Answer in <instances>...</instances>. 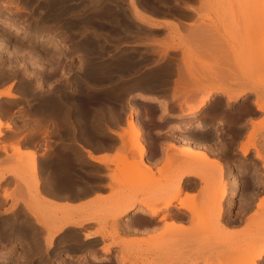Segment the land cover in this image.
I'll use <instances>...</instances> for the list:
<instances>
[{"label":"flooded vegetation","instance_id":"flooded-vegetation-1","mask_svg":"<svg viewBox=\"0 0 264 264\" xmlns=\"http://www.w3.org/2000/svg\"><path fill=\"white\" fill-rule=\"evenodd\" d=\"M68 1L70 4L75 3L74 0ZM137 2L148 11L159 14L169 13L171 9L170 4L156 0H137ZM175 3L176 1H173L172 4ZM176 10L183 15L193 13L192 8L185 4H180ZM104 11V15L99 21L105 28L103 31L105 35L112 34L111 38L115 40L121 39L124 35L138 39L133 33L123 31L127 28L123 19L138 22L128 9L129 19L122 5ZM66 17V15H62L56 21L58 23L75 22L74 17ZM87 18L86 16L84 19ZM182 21L188 23L187 20ZM144 25L155 29L162 28V26L157 25ZM130 29L136 31L133 27ZM140 40L142 42L136 41L129 44L141 46L150 43L145 39ZM130 50H135L132 52L137 53L135 59L139 58L140 53L156 54L152 49L139 52L137 48ZM112 66H120V64L118 62ZM52 83L56 84L52 97L54 107L48 102L43 104H48L45 107L48 108L49 106V109L51 106L54 108L49 123L46 121L48 119L44 121L41 113L42 102L38 94H34V89H25L24 87L20 90L21 92H14L12 95L14 100L7 102L8 106H11V119L16 126L10 127L8 132L22 134L23 142L34 146V150L31 151L35 156L39 183L37 189L40 195L57 201H92L87 204L85 215L81 217L83 218L80 221L81 224H70L60 229L63 233L57 236L56 243L53 245L55 256L51 258L50 264H170L171 255L176 257L173 264L179 260H181V264H189L186 261L189 256L200 257L199 261L190 264H201V257L205 255L209 261H212L211 263L215 262V257H217L216 260L226 262L227 254L223 251L221 252L224 254L221 252V255L219 254V248L224 249L225 243L218 242L216 235H209L208 230L198 226L200 224L213 229L224 227L226 231L244 232L247 222L252 219L254 212L264 213V204L258 206L264 199V168L262 161L261 163L258 162L257 165L254 163V149L253 151L248 149L243 155L239 150L240 146L227 144L229 140L237 143L238 139L236 140L229 133L230 125L227 128L225 123L218 119L219 110L212 114L213 132L200 134L202 130L197 131L193 125L199 120L192 122L195 117L185 121L189 116L185 113L180 116L175 112L163 111L160 113L162 111L159 105L160 101L164 103L171 100V97L165 94H170L172 86L166 84L165 81L157 79L103 80L101 95L98 98L100 100L99 110L101 111L98 113L91 111L88 92L86 95L88 103L84 105L83 110L77 113L70 111L64 116L58 111V105L59 102L63 101L62 96L64 97L69 93V89L65 88L64 90L62 84H69V81L60 82L56 80ZM35 84L36 82H32L33 86ZM138 88L144 92H139ZM143 93L147 94V97L143 98L144 100L138 99V95ZM251 106L252 109L249 110L251 113L258 109L252 100L246 105L236 108L232 117L235 118L241 109H247ZM130 107L134 109L130 111ZM216 107L218 108L219 105ZM124 108L127 111H124ZM224 109L226 108L224 107ZM130 119L137 125L139 132L137 138L140 142L138 143L144 146L141 154H139L138 148L131 145L133 142L130 141L129 133L131 131L127 123ZM190 125L191 129H189ZM248 130L249 128L243 130V136ZM221 132L226 134L224 137L227 138V140H222L223 144L218 143V134ZM204 139H209V142L203 149L199 142ZM175 140L185 143L181 151L186 147L199 148L198 150L206 151L213 160L208 162L197 161L192 158L188 160L187 154L182 151L186 160L183 161L182 166L175 167L170 160L169 150L170 144ZM95 152L111 155V158L109 160L91 158ZM118 154L123 155L119 157ZM126 157L131 159L118 162V159ZM130 161L135 162L136 169L149 173L142 179L146 185L140 186L141 183L136 180L135 176L133 179V176L130 175L128 176L131 178L117 175V166ZM188 165L195 166V171L198 170V166L202 168L203 165H206L211 169L212 175L208 177L209 171L204 168L200 176L198 171L196 175L189 173L183 176L180 182V197L185 192L194 194L198 198L195 205H200L203 197L212 192L206 181H220L218 186L222 181L226 193L222 199L223 202L221 200L219 217L216 218L212 213L217 210L215 206L211 213H205L199 217L200 219L205 218L204 220L194 221L189 216L188 211L180 207L179 198L174 199L175 201L173 200L166 206H157L154 212L143 210L140 202H134L119 215L116 214L121 208L118 209L116 206L109 205L101 208L99 221L92 217L93 205L98 201L108 203L112 200H122L127 203L134 199H152L161 204L170 195L157 191V189L162 186L166 189L170 188L177 178L178 172L186 169ZM219 167L222 169L221 180H219ZM132 180H135L133 185L139 186H132ZM218 186L214 188V191L220 192V190H216ZM19 201L21 202V200ZM20 202L15 208L20 206ZM24 207L26 208V205ZM142 210L145 212L141 213ZM78 211L82 210L79 209ZM1 215H3L1 220L6 218L5 213ZM78 219L80 220V218ZM70 220L73 223H79ZM5 222L0 223V227L2 226L0 232L6 230V227L3 226ZM58 222L57 226L59 227L62 222L60 219ZM166 223H173L174 228L171 229ZM7 229L10 233L13 228L7 225ZM197 230L198 233L193 234ZM17 231H19L18 228L13 229V232ZM98 231L100 233L95 234ZM8 238H10V234H8ZM171 238L176 240L172 242ZM187 239L196 243V247L188 246L186 244ZM226 240L224 242H228ZM5 242L7 241H0V244L4 246ZM257 259H259L260 264H264V254Z\"/></svg>","mask_w":264,"mask_h":264},{"label":"rangeland","instance_id":"rangeland-1","mask_svg":"<svg viewBox=\"0 0 264 264\" xmlns=\"http://www.w3.org/2000/svg\"><path fill=\"white\" fill-rule=\"evenodd\" d=\"M55 1L53 3V0H0V84L7 83L8 89L12 95L14 92H21L20 90L24 89V87L25 89H34V94H38L42 102L41 113L43 114L42 116L44 117V121L48 119L46 120L48 121L47 123H49L51 114L54 110H46V107H44L45 105L43 104L46 102H54L52 97L56 84H53L52 82L56 80L60 82L65 80L69 81V84H62L64 85V90L65 88L69 89V93L64 97L62 96L63 101L59 102L58 105V111L63 113L64 116L70 111H74L75 113L82 111L84 105L88 103L86 100V95L88 92L90 95L89 104L91 111L97 113L101 111L99 110L100 100L98 98L101 95L100 91L102 89L101 86L103 80L130 81L157 79L165 81L166 84L172 86L170 94H165L166 96H170L171 100L170 102L166 101L164 103H161L163 101H160V108L163 111L165 110L170 113H174L180 108H188L190 104L195 99H197V97L203 94L202 88L200 87V81L205 78L206 74L203 72L204 60L205 62L211 60L210 62L213 64L212 67H216V71L218 69L221 71L223 70L222 72H217H220L221 76L219 77L224 80H218L212 84L210 82L207 84L208 87H218L220 85L226 86V84L228 85L229 82H242L248 78L253 79V85H260L264 87V69L261 67V62L256 60L259 58V54L264 52V49L260 47L262 36L264 37V0H198L199 4H202L204 7L202 9L199 8L197 12H194L190 15L180 14L178 10H176V7L180 4L194 7L195 0H156L158 2L171 5L169 13L160 14L148 11L146 8H143L142 5L137 2V0H74L76 1L74 4L68 3V0H60L58 3ZM173 1H176V3L172 4ZM60 2L63 3L61 4ZM213 3L215 4L213 5ZM15 5H17V9H15ZM120 5H122L123 9L126 10L125 13L128 16V19L130 14L129 12L127 13V9L132 13V16L138 20L137 22L135 20L131 21V19L130 21L123 19L124 25L127 27L123 31L133 33V35H136L138 39L133 38V36L124 35L121 39L115 40L111 38L112 34H104L103 31L105 28L100 23L99 19L104 15V10L108 11L113 9L114 6ZM134 9H136V11H134ZM49 14L50 16H48ZM213 14L226 21H230L229 25L224 26L223 34H219L217 31V28L213 22ZM62 15H66L67 17H75L76 20L74 23L68 24L58 23L56 20ZM85 16L88 18L84 19ZM159 16L162 19H158ZM173 20L175 22L177 21L178 25L180 24V27L176 30L172 29L169 25L170 21ZM182 20H187L188 23H185ZM159 22L163 23L162 28L155 29L144 25H159ZM132 27L135 28L136 31H132L130 29ZM197 27L199 31L201 29L200 34L204 33V36L207 39L210 37L208 39V45L211 43L212 45H216L215 48L219 45V48L231 49V54L224 56L226 61L225 63L221 62L219 56L220 53L218 52L215 54H217L219 57L214 58L213 60H207V58L204 56L206 53H202V51H204L206 48L204 49L202 47L204 50L201 51L202 48L199 47L200 45H197L199 42L196 40V44L193 43L194 40H188L186 42L184 41L181 44L179 43V40L183 38L185 39V36H188V34L191 36L190 34L193 31L194 34L195 31L199 32ZM200 34L198 33L197 37H199ZM189 36L187 38H192ZM197 37L196 39H198ZM140 39L148 40L150 43L141 46L129 44L136 41L142 42ZM172 40L174 41V44H176L175 47L167 46V44ZM205 43L207 44V42ZM205 43H203V45ZM200 44L202 43L200 42ZM208 45L207 48L209 47ZM196 47H199L200 53L199 49ZM135 48H137L138 52L141 50L152 49L154 52H156V54L146 55L140 53L139 58L135 59L137 53L132 52L135 50H130ZM209 49L210 47L205 51H208ZM212 50L214 51V49ZM200 54H203L204 57ZM217 55H215V57ZM118 62L120 66H112V64ZM257 62H259L260 66ZM101 64L102 66H100ZM243 64L246 68L244 67L243 71H240L239 66H243ZM89 65L94 67L96 66V68L100 69H104V67L105 69L107 68L106 75H99L98 78L89 76ZM167 65H171V67ZM168 70L172 71L173 73ZM223 72H225L226 75ZM180 77L182 78L181 80H179ZM185 79L186 81H184ZM32 82H36V84L33 86ZM138 91L144 92L141 88H138ZM251 91L255 92L256 94V96L253 98L254 105L256 102L263 101L256 88L251 89ZM221 94L222 97H226L223 95V93ZM212 100L213 99L210 98L209 101L204 106H202L198 112H196L195 116H193L195 118L192 120V122L202 120L203 122L207 123L206 127L204 130H202V132H200V134L212 133L211 125L213 123V116L210 114H214V112H216L217 103H221V107H223L222 109H224V107L227 108L225 103L224 105L222 104L220 98L216 97L213 102ZM247 103L249 102H245L243 105H246ZM208 108H212L214 112H211V110ZM132 109L134 108L130 107V111H132ZM244 109L246 112L247 109H252V106L247 109L243 108L242 111ZM111 110L114 111V109ZM124 111H127V109L124 108ZM249 113L251 112L249 111ZM261 118L262 116L257 120H253L252 118L250 120L251 127H253L252 134H254V136L256 131L262 128L264 125V117L262 119ZM119 123H121L120 120ZM189 129H191V125ZM229 130V133L233 137V132L236 131L235 127H232L231 125ZM219 134L221 138H219L218 142H222L223 132ZM253 141L254 139L251 140V145L253 144ZM207 142H209V139H204L199 142V145L204 149V147L207 145ZM234 143H236V141H234ZM247 143H249L248 139L241 143L240 148ZM227 144H233V142L229 140ZM131 145L137 148V142L134 144L131 143ZM9 156L10 157L6 159L4 164L0 163V173L3 171L6 172L7 169L8 171L10 170L9 173H13H11L12 177H7L0 181V218H3V215L1 214L5 213V219H7L9 223L4 224L3 226L6 227L7 233L9 232L7 225H9L13 229L18 228L20 234L18 237L11 236L12 239H9L8 241L7 238L0 235L1 240L6 239L4 241H7L5 242L6 244H4V246L0 244V256L7 255L8 249L13 247V251L9 253L8 257L3 260L1 264H50L51 258L55 256V247L53 245L56 243L57 236L63 233V231H58L57 234H54V236L51 238V244L48 245L45 238L46 236L50 235L48 229L53 228V226L48 227L50 223H41L40 220L39 222L38 219L29 211H27L26 208L28 206L29 210L36 214L43 215L47 222L51 219L54 227H58V220L62 217H66L71 210H68L67 208V201H64V204L58 203L56 200L41 196L37 188L35 190L34 184L32 182V180H34V175L30 170L31 157L28 154L26 156L23 154L22 156V154L20 155V153H17L14 149V153L9 154ZM128 159L131 158H121L118 159V162L121 163L128 161ZM196 160L200 161L199 159ZM13 166H16L15 171L12 169ZM9 167L11 168L9 169ZM204 168L205 166L202 168H199L198 166V173H201ZM11 169L13 171H11ZM207 170L209 171L208 173H210L208 177H210L212 175L211 169L208 168ZM129 175L133 176L134 173L131 172ZM37 176L38 175L36 173V177ZM219 180H221V177ZM134 182L135 180H132V185ZM206 182L212 192L209 195L205 193L208 196L206 195L203 197L200 205L195 206L197 208H199L205 200L208 201L210 199H214L220 194L219 191H214V188L218 186L220 181L212 182L207 180ZM204 186L203 189L205 188ZM19 188H22V193L20 198L16 194L18 197L17 198L13 195H15L14 192L16 193L17 189ZM4 191H7V193L13 197V200L10 198L3 199L4 197L2 195ZM19 200H21L23 204L20 202V206L15 208L14 202L17 201V205ZM124 203L126 202L122 200H112L108 203L105 201H98L93 205L91 211L93 215L92 217L99 221L101 208L112 205L120 209ZM23 205H26V208ZM212 213L216 218L218 217L215 215L214 211ZM48 217H50V219H48ZM81 217L83 216L81 215L74 220H79L78 218L82 219ZM5 219H0V223L5 221L8 222ZM204 219L205 218H202L201 220ZM54 221H56V223ZM42 224L45 225L43 226ZM198 227L208 230L210 232L209 235H218L221 230V228L213 229L200 224ZM223 231L224 232L219 234V241L225 243V248L240 246L239 248L242 249L243 247L244 250V247H247L248 245L251 246L250 244L253 245L257 242H263L264 216H261L259 212H257L255 216L253 215L252 219L247 222L245 231L242 233L238 231ZM99 233L100 231L95 232V234ZM224 233L226 235H223ZM252 236L254 238H252ZM227 238L228 240H226ZM225 240L229 242H224ZM7 246L10 247L7 248ZM232 257L235 258L234 255L229 254L225 261L228 262V260ZM233 258L231 261L229 260V263L233 262ZM236 258V260H238V258L240 259L238 256ZM242 259L243 258L240 260ZM257 260L259 261V259Z\"/></svg>","mask_w":264,"mask_h":264},{"label":"bare ground","instance_id":"bare-ground-1","mask_svg":"<svg viewBox=\"0 0 264 264\" xmlns=\"http://www.w3.org/2000/svg\"><path fill=\"white\" fill-rule=\"evenodd\" d=\"M50 1V0H49ZM54 1L55 0H53V3H54ZM60 0H56L55 2H59ZM65 1V0H64ZM95 1V0H94ZM10 2V1H9ZM31 2V1H30ZM69 2V1H68ZM76 2V1H75ZM90 2V1H89ZM23 3V2H22ZM50 3V2H49ZM61 3V2H60ZM63 3V2H62ZM61 3V4H62ZM82 3V2H81ZM1 4V3H0ZM4 4V3H3ZM15 4V3H14ZM21 4V3H20ZM25 4V3H24ZM30 4V3H29ZM47 4V3H46ZM52 4V3H51ZM66 4V3H65ZM74 4V3H73ZM100 4V3H99ZM5 5V4H4ZM45 5V4H44ZM16 6L17 5H15L14 7H15V9H17L16 8ZM22 6V5H21ZM53 6V5H52ZM52 6H51V8H52ZM64 6V5H63ZM62 6V7H63ZM84 6V5H83ZM28 7H29V5H28ZM44 7V6H43ZM45 7H47V6H45ZM70 7V6H69ZM75 7V6H74ZM73 7V8H74ZM7 8V7H6ZM10 8V7H9ZM50 8V9H51ZM58 8H61V7H58ZM64 8V7H63ZM66 8H67V6H66ZM69 9V8H68ZM70 9H72V8H70ZM9 10V9H8ZM38 10V9H37ZM55 10V9H54ZM65 10V9H64ZM76 10H78V9H76ZM75 10V11H76ZM135 11H136V9H134ZM196 10V9H195ZM252 10V9H251ZM40 11V10H39ZM38 11V12H39ZM53 11V10H52ZM61 11V10H60ZM67 11V10H66ZM96 11V10H95ZM14 12V11H13ZM37 12V13H38ZM69 12H70V10H69ZM79 12V11H78ZM81 12V11H80ZM64 13V12H63ZM45 14H46V12H45ZM92 15V14H91ZM264 15V14H263ZM263 15H261V16H263ZM45 16V15H44ZM48 16H50V14L48 15ZM260 16V15H259ZM86 17V16H85ZM36 18V17H35ZM41 18H43V17H41ZM49 18V17H48ZM67 18V17H66ZM75 18V17H74ZM262 18V17H261ZM45 20V19H44ZM61 20V19H60ZM76 20V19H75ZM46 21V20H45ZM9 23V22H8ZM45 23V22H44ZM11 24V23H10ZM58 24V23H57ZM65 24V23H64ZM68 24V23H67ZM170 26H171V28L172 29H174V30H176L177 28H179L180 26V24L178 25V23H177V21L175 22V21H170V24H169ZM255 25V24H254ZM11 27H14V26H11ZM16 27V26H15ZM41 27V26H40ZM199 27V26H198ZM198 27H197V30H198ZM192 28V27H191ZM201 28V27H200ZM14 29V28H13ZM20 29V28H19ZM34 30V29H33ZM181 30V29H180ZM190 31H192L191 29H189ZM195 30V29H194ZM199 31V30H198ZM200 31H201V29H200ZM200 31L199 32H197V31H195V34L192 32L190 35L191 36H189V34H188V36L189 37H192V38H187L188 36H185V39L183 38V39H181V40H179V43L181 44V43H183L184 41L186 42V41H188V40H194L193 41V43L194 44H196L195 43V40L196 41H198L197 43V45L199 46V47H203L205 50H207L209 47H210V49L208 50V51H205L203 48L201 49V51L202 50H204V51H202V53L203 54H205L206 53V55H204L206 58H207V60L208 59H214V58H217V57H219L217 54H215V53H217V52H220V51H216V50H218L217 48H219L218 46L215 48V44H211L210 43V45H208V39L210 38L209 36V38L207 39L205 36H204V33H201L202 34V36H203V38H202V36H201V34H200ZM200 34V38L199 37H197L198 35L197 34ZM253 34V33H252ZM183 36V37H184ZM196 37L198 38V39H196ZM1 38V37H0ZM3 38V37H2ZM46 39V38H45ZM203 39V40H202ZM205 40H207V41H205ZM211 40V39H210ZM221 40V39H220ZM244 40V39H243ZM253 40V39H252ZM44 41V40H43ZM189 41V42H190ZM236 41V40H235ZM200 42L202 43V44H200ZM205 42H207V44L205 43ZM247 42V41H246ZM258 42H261V41H258ZM44 43V42H43ZM46 43V42H45ZM91 43V42H90ZM203 43H205L204 45H203ZM239 43V42H238ZM256 43V42H255ZM194 44H193V46H194ZM260 44V43H259ZM86 45V44H85ZM84 45V46H85ZM93 45V44H92ZM175 45L176 44H174V41L172 40L170 43H168L167 44V46H169V47H175ZM201 45H203V46H201ZM207 45L209 46L208 48H207ZM222 45V44H221ZM220 45V46H221ZM231 45V44H230ZM229 45V46H230ZM83 46V47H84ZM87 46V45H86ZM85 46V47H86ZM196 46V45H195ZM228 46V47H229ZM84 47V48H85ZM199 47H196V48H198L199 49ZM211 47H213V48H211ZM223 47V46H222ZM224 47H225V45H224ZM257 47V46H256ZM260 47H262L263 49H264V37H263V39H262V42H261V44H260ZM75 48V47H74ZM90 48H91V46H90ZM232 48V47H231ZM31 49V48H30ZM76 49V48H75ZM92 49V48H91ZM212 49H214V51L212 50ZM227 49V48H226ZM18 50V49H17ZM212 52H211V51ZM216 51V52H215ZM207 52H211V53H207ZM45 53V52H44ZM199 53H200V49H199ZM214 53V54H213ZM18 54V53H17ZM21 54V53H20ZM35 54H37V53H35ZM197 54H198V51H197ZM203 54H200L201 56H203ZM31 55V54H30ZM90 55V54H89ZM196 55V54H195ZM199 55V56H200ZM215 55H217L216 57H215ZM260 55V56H259ZM258 56H259V58L258 59H256L257 61H260L261 62V67L264 69V52H262L261 54H259ZM91 56V55H90ZM93 56V55H92ZM203 56V57H204ZM115 57V56H114ZM196 57V56H195ZM194 57V58H195ZM203 57H201V58H203ZM41 58V57H40ZM83 58V57H82ZM102 58V57H101ZM205 58V59H206ZM46 59V58H45ZM51 60V59H50ZM53 60V59H52ZM82 60V59H81ZM219 60V59H218ZM84 61V60H83ZM86 61V60H85ZM211 61V60H210ZM209 60H208V62L206 61L205 62V60H204V62H203V67H204V71L203 72H205L206 74H205V78H203V80H201L200 82H201V88H202V92H203V94L202 95H200L199 97H197V99H195L191 104H190V106L188 107V108H180L179 109V111L180 112H183V113H185V114H187V115H189L188 117H187V119L185 120V121H188L189 119H191V117H193V115L196 113V112H198L201 108H202V106H204L208 101H209V99L212 97V95H214L213 93L215 92V91H220L221 93H223V95H225L226 97H227V100L229 101V102H233V100L237 97V95H233L232 94V91H233V88L237 85V84H239V83H247V84H249L250 82H252L253 81V79H246V80H244V81H240V82H229V84L227 85L226 84V86H218V87H216V86H210V87H208L207 86V84L208 83H210L211 82V84L212 83H215L216 81H218L219 80V72H217V71H220V72H222L221 70H219L218 69V67H217V71H216V67H212V63L210 62ZM45 62V61H44ZM214 63V62H213ZM252 63H254V62H252ZM258 63V65H259V62H257ZM84 64V63H83ZM170 64V63H169ZM228 64V63H227ZM221 65V64H220ZM83 66V65H82ZM100 66H102V64L100 65ZM167 66H169V67H171V65H167ZM193 66V65H192ZM228 66V65H227ZM260 66V65H259ZM244 67H245V65L243 64V66H239V70L240 71H243V69H244ZM254 67H255V65H254ZM261 67H260V69H261ZM168 68V67H167ZM246 68V67H245ZM256 68H257V66H256ZM107 69V68H106ZM105 69V67H104V69H100V68H96V66L94 67V66H90L89 65V67H88V74H89V76H93L94 78L95 77H97L98 78V76L99 75H106V70ZM177 69V68H176ZM222 69V68H221ZM175 70V69H174ZM258 70V69H257ZM168 71H170V70H168ZM181 71V70H180ZM191 71H192V69H191ZM225 71V70H224ZM170 72H172V71H170ZM169 72V73H170ZM194 72V71H193ZM227 72V71H226ZM173 73V72H172ZM225 75H226V73L225 72H223ZM182 74V73H181ZM230 74V73H229ZM85 75V74H84ZM177 75V74H176ZM225 75H223V76H225ZM228 75V74H227ZM233 75V74H232ZM49 76V75H48ZM101 76V77H102ZM196 76V75H195ZM234 76V75H233ZM236 76V75H235ZM123 77V76H122ZM228 77V76H227ZM231 77V76H230ZM237 77V76H236ZM82 78V77H81ZM144 78V77H143ZM40 79V78H39ZM182 78L180 77V79L179 80H181ZM238 79V78H237ZM76 80H77V78H76ZM75 80V81H76ZM84 80V79H83ZM163 80V79H162ZM220 80H224V79H221L220 78ZM236 80V79H235ZM80 81V80H79ZM184 81H186V79L184 80ZM187 82H188V80H187ZM81 83V82H80ZM189 83V82H188ZM96 84V83H95ZM94 85V84H93ZM91 86V85H90ZM197 86V85H196ZM77 89V88H76ZM88 89V88H87ZM200 91V90H199ZM244 90H242V92H240L238 95H242V94H244V92H243ZM0 93H4V94H6V95H9V96H12V93L9 91V90H5L4 92H0ZM44 95H47V94H44ZM147 94H139L138 96V99H143V98H145V97H147L146 96ZM195 96H196V94H195ZM243 96V95H242ZM238 98V97H237ZM50 100V99H49ZM144 100V99H143ZM93 101V100H92ZM157 102V101H156ZM54 103V102H53ZM50 104V103H49ZM52 104V103H51ZM50 104V105H51ZM256 104V107L259 109V110H261V111H264V105H263V103H261V101H259V102H256L255 103ZM41 105V104H40ZM45 105H48V104H45ZM53 105V107H54V104H52ZM160 105H161V103H160ZM164 106H165V104H164ZM212 106H214V105H212ZM45 107V106H44ZM52 106L50 107V109H49V106H48V108H47V110H50V111H52V110H54V108H53ZM52 109V110H51ZM166 109V108H165ZM209 110H211V112L214 110V107H213V110H212V108L210 109V108H208ZM165 111V110H164ZM161 112H163V110L162 111H160V113ZM176 112V111H175ZM179 112V113H180ZM210 112V111H209ZM214 112V111H213ZM213 114V113H212ZM212 114H210V115H212ZM207 115V114H206ZM209 115V114H208ZM1 116V115H0ZM50 116V115H49ZM180 116V115H179ZM46 117V116H45ZM185 117V116H184ZM1 118V117H0ZM49 118V117H48ZM160 119V118H159ZM1 120L2 119H0V126L2 125L1 123ZM205 121V120H204ZM128 128L130 129V133H129V135H130V139H131V141L133 142V143H136L137 142V148H138V150H139V154H141L142 153V151H143V149H144V146L143 145H141V144H139L138 143V130H137V125H135V123H134V121L133 120H129L128 122ZM206 124L207 123H205V122H203L202 120H199V121H197L195 124L193 123V125H194V127H195V129L198 131L199 129H201V130H203L205 127H206ZM209 126V125H208ZM253 130V129H252ZM252 130H250V132H249V134H248V142L249 143H247L246 145H244L241 149H240V151H241V153L244 155L245 153H246V151L251 147V140H253L254 139V134H252ZM213 132V131H212ZM1 134V133H0ZM1 136V135H0ZM14 149H15V151L17 152V153H20V155L22 154V156H23V154H24V152L22 153L21 151L22 150H20L19 148H18V146H14ZM185 149V148H184ZM187 149V148H186ZM187 151L188 152H191V151H189L188 149H187ZM206 152V151H205ZM205 152H202V151H193L192 152V154H194V156L195 157H197L198 159H201L202 161H206V162H208V161H212L211 159H209V157L207 156V153H205ZM255 155H256V157H258V158H260V154H259V152L256 150L255 152ZM27 154V153H26ZM28 155L31 157V163H30V170H31V172L33 173V175H34V180H32V182H33V184H34V188H35V190H36V188H37V185L39 184L38 183V179H37V177H36V170H37V167H36V163H35V161H34V153H33V151H31V152H29L28 153ZM93 155V154H92ZM91 155V158H95L94 157V155L92 156ZM21 156V157H22ZM22 159V158H21ZM96 159V158H95ZM18 167V166H17ZM118 170L120 171L119 173H120V175L121 176H126V177H129L128 175L131 173V172H133L134 173V175H136L135 176V178H136V180L138 181L139 180V182L141 183L140 184V186H144V185H146V184H144V183H146L145 181H143L142 182V179L145 177V176H147L149 173H147L146 171H142V170H138V169H136V167H135V162H133V161H130V162H128V163H124V164H119L118 166ZM11 167H9V169H10ZM15 168H16V166H13L12 167V169H14V171H15ZM11 169V171H13ZM17 169H19V168H17ZM219 169V177H221L222 176V174H221V168L219 167L218 168ZM10 171V170H9ZM9 171H8V169L6 170V172H1L0 173V181L2 180V179H4V177H5V174H7V173H9ZM193 171H195V167H187L186 169H184V170H181V171H179L178 172V174H177V178L175 179V181L171 184V187L170 188H168V189H166V188H164L163 186L161 187V188H158L157 189V191H160V192H165L166 194H169L170 196L168 197V198H166L161 204H159L158 202H156V201H153L152 199H134V200H132V201H129V202H127V203H125L123 206H121V209L118 211V213L116 214V215H119V214H121L123 211L125 212V210L132 204V203H134V202H140L141 203V207H142V209L144 210H146V211H149V212H154L155 211V209H156V207L157 206H161V205H163V206H166V205H168L169 203H171L174 199H180V207L181 208H184L185 210H187L188 211V213H189V216L195 221V220H201L199 217H202V215L204 214V213H208V212H212L213 210V207H215L216 206V211H215V214H217V216L219 217V215L221 214V212H220V210H221V205H222V203H221V200L223 199V197H224V195H225V187H224V185H223V183H222V181H221V183H220V185L216 188V190H220V194L216 197V198H214V199H212V200H203L204 202L202 203V205H201V207H199V208H197V207H195L196 205H195V202H196V199H198V198H196L197 196L196 195H194V194H191V193H187V192H185L184 193V195L182 196V197H180V195H179V191H181L180 190V182H181V179H182V177L183 176H185V175H188L189 173H191V172H193ZM25 172V171H24ZM127 172H130V173H127ZM12 173V172H11ZM115 173H116V171H115ZM13 174V173H12ZM132 175V174H131ZM134 175H133V179H135L134 178ZM114 176V175H113ZM17 177V176H16ZM131 177H129V178H131ZM114 178V177H113ZM222 178V177H221ZM130 182V181H129ZM132 183V182H131ZM148 183V182H147ZM33 186V185H32ZM133 186V185H132ZM135 186H139V185H137V184H135ZM182 186V185H181ZM19 187V186H18ZM134 188H136V187H134ZM16 189V188H15ZM14 189V190H15ZM13 190V191H14ZM13 191H11V192H13ZM16 191V190H15ZM10 192V193H11ZM21 189L19 188V189H17V191H16V193L14 192V194L15 195H13V196H15V197H17L16 196V194L18 195V197H19V195H21ZM12 194V193H11ZM3 196H4V199H7L8 197L11 199V200H13V197L9 194V193H7V191H4V193H3ZM17 197V198H18ZM175 201V200H174ZM16 202L17 201H15L14 202V204H15V207L17 206L16 205ZM18 202H20V201H18ZM153 202V203H152ZM222 202H223V200H222ZM264 202V200H262L261 201V203H263ZM48 204H51V203H48ZM197 204V203H196ZM162 206V207H163ZM168 207V206H167ZM141 209V208H140ZM141 211V213L142 212H145V211ZM27 211H29L32 215H34L37 219H38V221L40 220L41 221V223L43 222V223H47V224H49L48 225V227L49 226H53V228H49L48 230V232L50 233V235H48V236H46V242H47V244L48 245H50L51 244V238H52V236H54V234H56V233H58V231H60V229H62V227L64 226V225H66V224H70V223H73V222H71V220H70V218L67 216V217H60L61 219V224H60V226L59 227H54V225H53V222H51V219H50V217H48V219H50V221L48 220V222L45 220V217L43 216V215H41V214H36V213H34L33 211H31V210H29L28 209V206H27ZM157 211V210H156ZM139 212H140V210H139ZM43 213V212H42ZM156 213V212H155ZM46 216V215H45ZM64 216V215H63ZM55 218V217H54ZM199 218V219H198ZM1 221V220H0ZM39 221V222H40ZM52 221H53V219H52ZM38 222V223H39ZM55 223H56V221H54ZM5 223H7V222H5ZM4 223V224H5ZM51 223H52V225H51ZM54 223V224H55ZM8 224V223H7ZM46 224V225H47ZM37 225V224H36ZM43 225V224H42ZM41 225V226H42ZM45 225V224H44ZM43 225V226H44ZM166 225L168 226V227H170L171 229H173L174 228V225H173V223H171V224H168V223H166ZM27 226V225H26ZM2 228V226L0 227V229ZM221 228V230H220V232L218 233V235H216L217 236V238H218V242H220L219 241V234H221L222 232H224L223 230L225 229L224 227H220ZM2 230V229H1ZM5 230V229H4ZM19 230V229H18ZM258 230V229H257ZM263 230V229H262ZM227 232V231H226ZM225 232V233H226ZM196 233H198V230H197V232L196 231H194L193 232V234H196ZM223 234V235H226V234ZM8 234H10V238H8ZM20 234V231H17V232H13V229H12V232H8L7 233V230L6 231H2V232H0V235L2 236V237H6L7 238V241L9 240V239H12V237L11 236H14V237H18V235ZM228 235V234H227ZM25 236V235H24ZM29 237V236H28ZM39 237V236H38ZM56 237V236H55ZM222 237H224V236H222ZM226 237V236H225ZM42 238V237H41ZM221 238V237H220ZM252 238H254L253 236H252ZM14 239V238H13ZM27 239V238H26ZM43 239V238H42ZM1 240V239H0ZM4 240H6V239H2L1 241H3L4 242ZM176 239L175 238H171V241L173 242V241H175ZM222 240V239H221ZM227 240H228V238H227ZM231 240V239H230ZM233 240V239H232ZM229 242V241H228ZM6 244V243H5ZM186 244L188 245V246H190V247H196V243H194L191 239H187L186 240ZM219 245H220V243H219ZM229 245V244H228ZM251 246H247V247H244V250H243V247H242V249L241 248H239L238 246H234V247H231V248H225L224 247V249H221V248H219V254H220V252L221 251H223L224 253H226L227 254V256H226V254H225V256L226 257H228V255L229 254H231V255H234L235 256V258H233V262H231V263H229L230 261H231V259L232 258H230L229 260H228V262H221V261H219V260H216L217 259V257H215L216 259H215V262L214 263H211L210 261H209V259L207 258V255H205L204 257H201L202 258V262H201V264H260V262L257 260V258L258 257H261L263 254H264V240H263V242H261V243H255V244H250ZM227 246V245H226ZM8 247V246H7ZM10 247V246H9ZM229 247V246H228ZM37 248V247H36ZM5 249H7V248H5ZM46 249V248H45ZM107 249H108V247H107ZM107 249L105 248V251H107ZM41 250V249H40ZM13 251V247H11V248H9L8 249V251H7V255H4V256H0V264L3 262V260H5L7 257H8V255H9V253L10 252H12ZM194 252H197V251H194ZM14 253V252H13ZM222 253V252H221ZM224 253H222V254H224ZM2 254V253H1ZM163 255V254H162ZM221 255V254H220ZM160 256V255H159ZM219 256V255H218ZM240 257V259L241 258H243L242 260H240L239 258H238V260H236L237 258L236 257ZM156 257V256H155ZM171 257H172V259H171V263L170 264H173V262H175L176 261V257H175V255H171ZM231 257V256H230ZM83 258V257H82ZM199 258L200 257H189L186 261L190 264L191 262H196V261H199ZM94 259V258H93ZM225 260H226V258H225ZM125 262V261H124ZM186 262V263H187ZM185 263V262H184ZM200 263V262H199ZM176 264H181V260H179ZM197 264V263H196Z\"/></svg>","mask_w":264,"mask_h":264},{"label":"crops","instance_id":"crops-1","mask_svg":"<svg viewBox=\"0 0 264 264\" xmlns=\"http://www.w3.org/2000/svg\"><path fill=\"white\" fill-rule=\"evenodd\" d=\"M214 4L215 3H213V5ZM190 7L192 8L193 13H194V12H197L199 8L202 9L204 6L202 4L200 5L198 0H195L194 7H192V6H190ZM217 7H218V5H217ZM213 17H214V21L213 22H214V25L217 28V31L219 32V34H223L224 33V26L225 25H229L230 21L229 20L226 21V20L220 18L219 16L217 17V16H215V14H213ZM158 19H162V18L159 16ZM158 24L159 25H157V26H162L163 25L162 22H159ZM262 39H263V36H262ZM217 49H218V51H220L218 53H220L219 56H220L221 62L225 63L226 61H225L224 56L230 55L231 54V49H229V48H227V49L217 48ZM219 76H221V74H219ZM219 80H220V77H219ZM238 82H240V81H237V83ZM253 88H256L258 90V92L260 93L261 98L263 99V101H261V103H263V105H264V87L260 86V85L259 86L258 85H253L252 82H250L249 84H247V83H242V84L239 83L233 88L232 94L233 95H237V97H238V98L236 97L233 100V102L232 101L229 102L228 100H226L227 99L226 97H222V94H221L220 91H215L213 93L214 95H212V97H211L213 100H215L216 97L220 98V100L222 101V104L224 105V103H225L228 106L226 109L220 110L221 109V103H217V105H219V107L217 108V110H219L218 111V119H221L220 121L224 122L225 125L227 126V128H228L229 125L231 126V124L234 122L232 124V127H235L236 131L233 132V137H235L236 140L238 139V142L237 143H233V144L237 145L238 147L241 146V143L243 141L248 139V134L250 132V129L251 130L253 129V127H251V124H250L251 123L250 122L251 118L253 120H257L261 116H262V118L264 117V111L258 110L257 108H256L257 110H254L252 113H249V109H247L246 112H245V109L243 111L241 109V112L238 111V113L235 115V118L232 117V114H233L234 110L236 108H238V106L243 105L245 102H250V101L254 100L253 98L256 96V94H255V92L251 91V89H253ZM6 89L9 90L8 89V84L7 83H1L0 84V92H4ZM242 90H244L243 91L244 94H242L243 96L242 95L241 96L238 95L240 92H242ZM12 100H14V98H12V96L6 95L4 93H0V115H1L0 119H2L1 120V122H2L1 124L2 125L0 126V132H1V134H0L1 135L0 136V163L1 164H4L6 159L10 157L9 154L14 153V146L15 145H18L19 149L22 150L21 152H24L25 156L31 150H34V146L33 145H30V144H28L26 142H23V138L24 137H23L22 134H20V133L12 134V133L8 132V129L10 127L11 128L12 127H16L14 122L11 119V114H12L11 110H10L11 106H8V104H7V102H10ZM213 100H212V102H213ZM255 106H256V104H255ZM179 112L180 111H178V109H177L175 113H177V115H182L183 112H180V113ZM222 126L224 127V124ZM246 128H249V130L243 136V130H245ZM224 135H226V134H223L222 140H225V139L227 140V138H225ZM227 135H228V129H227ZM218 138H221L220 134H218ZM218 143L219 144L220 143L223 144V142H218ZM172 144H170V147H169L170 160L172 161V163H173V165L175 167L182 166L183 161L186 160V157H185L184 154H187V159L188 160H190V158L195 160V159H198V158L195 157L194 154H192L193 151L205 152L204 150H198L199 148L191 149L189 147H186L191 152H188L187 149L185 148V149L182 150L183 153H184L183 154L182 151H181V148L183 146H185L184 142H182L180 140H175ZM166 148H167V146H166ZM249 149L251 151H253V149H254V152L256 150L259 152L260 158L256 157V155L254 153L255 159H253V160H254V163L256 165L258 164V162L261 163V161H262V167L264 168V125H263L262 128H260V129H258L256 131L253 144L251 145V147ZM205 153H207V152H205ZM94 155L97 156V157H95V156L94 157L96 159H99V160H104V158L109 160L111 158V155H107V154L105 155L104 153H99V152H95ZM122 155L123 154H118L119 157H121ZM102 156H104V157L101 158ZM207 156L209 157V159L213 160V158L210 157L208 154H207ZM199 160L202 161L201 159H199ZM126 163H128V162H126ZM216 165H217V163H216ZM190 166L191 167H195V166H192V165H188L186 167H190ZM203 166H205V168L208 167L206 165H203ZM119 172L120 171L118 170L117 175H120ZM190 174L196 175L197 171H194V172H192ZM200 175H202V174L199 173V176ZM209 175H210V173L208 174V176ZM7 177H9V178L12 177L11 173L5 174L4 178H7ZM262 200H264V199H262ZM57 202L64 204V201L58 200ZM91 202L92 201H84V200L71 201V202L67 201V203H66L67 206H68L67 208H68V210H71V211H69L67 216L70 219H72V220L76 219L77 217H80L81 215L84 216L85 215V209H86V207H88L87 204H90ZM263 204H264V202L263 203L260 202L258 204V206L260 207ZM79 209H81L82 211H78ZM253 215L255 216L256 212H254ZM260 215L263 216L264 213L261 212ZM82 219L75 220V221H78L79 223H70V224H81L80 221ZM70 224H66L63 227H66V226H68ZM189 257H192V256H189ZM210 262H212V261L210 260Z\"/></svg>","mask_w":264,"mask_h":264}]
</instances>
